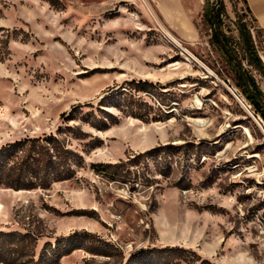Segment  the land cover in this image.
I'll return each instance as SVG.
<instances>
[{"label":"rangeland","instance_id":"obj_1","mask_svg":"<svg viewBox=\"0 0 264 264\" xmlns=\"http://www.w3.org/2000/svg\"><path fill=\"white\" fill-rule=\"evenodd\" d=\"M131 12L0 0V148L72 152L48 189L0 186V264L7 233L34 237L24 261L77 234L60 264H264V118L244 92L264 110V31L242 0H160L162 28Z\"/></svg>","mask_w":264,"mask_h":264},{"label":"trees","instance_id":"obj_2","mask_svg":"<svg viewBox=\"0 0 264 264\" xmlns=\"http://www.w3.org/2000/svg\"><path fill=\"white\" fill-rule=\"evenodd\" d=\"M242 3L252 17L246 0H242ZM220 15L221 10H218V21H220ZM252 19L256 23L254 17ZM240 32L244 38L246 50L254 58L256 64L262 66L256 55L252 36L246 23H242ZM223 40L226 44L224 38ZM248 83L254 90H259L253 78H248ZM244 92L256 108L257 113L264 118V110L257 99V96L262 95L261 91H258L255 96L251 95L246 89ZM71 114H73V111L70 112L69 116H72ZM132 116L138 118L133 113ZM21 154L22 156H20ZM69 155H72V152L65 149L54 137L29 138L7 144L0 148V186L5 185L7 188L16 191L33 190L39 187L48 189L53 182L71 178L70 173L61 171V167L64 166V161L66 162L69 159ZM75 235L77 234L62 237L54 247L51 245H49V248L47 245L44 246L37 258L35 251H31L29 254L30 259L24 261L23 254L25 251H21V249L25 246V243H34V237L20 233L1 234V237L7 240L6 243L9 246L6 252L12 257L11 261L6 260L3 262L6 264H60L62 257L67 256L76 248V245L71 242ZM18 246H20V249ZM142 252L140 251L138 255Z\"/></svg>","mask_w":264,"mask_h":264},{"label":"built area","instance_id":"obj_3","mask_svg":"<svg viewBox=\"0 0 264 264\" xmlns=\"http://www.w3.org/2000/svg\"><path fill=\"white\" fill-rule=\"evenodd\" d=\"M132 7L131 16L136 21L147 18L152 21L155 27L162 28L159 20L160 0H126Z\"/></svg>","mask_w":264,"mask_h":264},{"label":"crops","instance_id":"obj_4","mask_svg":"<svg viewBox=\"0 0 264 264\" xmlns=\"http://www.w3.org/2000/svg\"><path fill=\"white\" fill-rule=\"evenodd\" d=\"M182 4L184 0H175ZM252 17L256 20V25L264 31V0H246Z\"/></svg>","mask_w":264,"mask_h":264},{"label":"bare ground","instance_id":"obj_5","mask_svg":"<svg viewBox=\"0 0 264 264\" xmlns=\"http://www.w3.org/2000/svg\"><path fill=\"white\" fill-rule=\"evenodd\" d=\"M164 33L166 34V36L173 42V43H175V44H177V45H180V42L175 38V37H173L171 34H169V33H166V30L164 29Z\"/></svg>","mask_w":264,"mask_h":264},{"label":"water","instance_id":"obj_6","mask_svg":"<svg viewBox=\"0 0 264 264\" xmlns=\"http://www.w3.org/2000/svg\"><path fill=\"white\" fill-rule=\"evenodd\" d=\"M213 24H215V17H213ZM216 36H217V39L219 40V42L221 43L219 35L217 34Z\"/></svg>","mask_w":264,"mask_h":264}]
</instances>
